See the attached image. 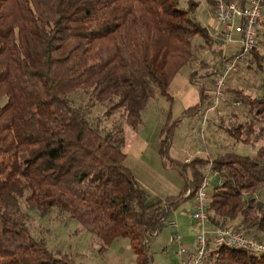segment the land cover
Returning <instances> with one entry per match:
<instances>
[{
	"label": "trees",
	"instance_id": "16d2710c",
	"mask_svg": "<svg viewBox=\"0 0 264 264\" xmlns=\"http://www.w3.org/2000/svg\"><path fill=\"white\" fill-rule=\"evenodd\" d=\"M197 5L196 0L182 7L178 0H0V264H85L32 235L22 206L40 214L54 210L77 223L96 238L99 252L126 239L134 264H150L148 237L191 198L205 166L219 182L207 192L209 227L239 216L238 227L264 241V206L253 196L264 185V144L252 155L227 152L180 163L168 154L175 120L158 154L179 171L183 187L160 199L136 181L119 138L100 134L69 98L76 89L87 91L96 102L110 104L105 114L121 111L124 123L136 128L147 100L154 94L170 99L171 79L212 43L195 15ZM255 44L256 39L250 62L258 60ZM213 55L219 66L229 58L221 49ZM212 81L213 71L202 75L199 100L182 114L201 109ZM244 102L250 123L233 128V138L256 122L264 130V94ZM205 264H264V252L216 244Z\"/></svg>",
	"mask_w": 264,
	"mask_h": 264
},
{
	"label": "rangeland",
	"instance_id": "374dc122",
	"mask_svg": "<svg viewBox=\"0 0 264 264\" xmlns=\"http://www.w3.org/2000/svg\"><path fill=\"white\" fill-rule=\"evenodd\" d=\"M185 1L178 0V5L182 7ZM196 1L198 5L195 15L207 27L212 43L210 47L195 52L193 59L174 75L168 85L170 99L154 94L147 100L140 114L141 123L136 128L124 123L121 111L105 114L110 104L96 102L87 91L76 89L69 95L71 104L85 114L93 128L100 134H114L119 138L118 145L126 154L127 166L136 181L151 195L160 199L177 195L183 187L179 171L169 166L158 154L159 141L167 135L169 126L175 120L177 121L168 154L180 163H187L196 157L207 156L211 159L227 152L252 155L257 147L264 144V130L261 131L263 124L260 122L254 123L248 131L242 130L240 139L229 134L238 125L250 123L251 114L244 101L259 93L264 94V34L260 31L256 38L258 60L250 62V56L247 55L246 60L240 61L234 71L227 73L216 96L214 79L223 64H216L213 54L217 49H221L224 57L233 54L237 50V37L232 36L231 42L223 43L219 39L220 30L217 23H210L211 18L214 19L210 0ZM193 43H201V40L195 39ZM210 71H213V81L208 83L206 89L209 100L204 101V105L196 114H182L185 108L199 100L198 83L202 82V75ZM190 74L194 82L189 80ZM236 95L244 100H240ZM2 103L3 99H0V105ZM262 128L264 129V126ZM202 171L209 192L213 184L219 183L217 174L207 166L203 167ZM253 196L264 206V185L259 187ZM192 201L193 194L190 199L175 207L156 234L148 237L150 264H166L177 258L174 255L176 246L172 240L174 229L167 225V221L173 220L176 223V230L186 247L189 248V245L193 244L197 229L189 218ZM22 209L29 216L27 225L32 235L42 238L51 250L67 253L75 261L85 264H134L135 256L126 239H116L107 249L99 252L96 238L65 216L54 210L40 214L26 210L24 206ZM239 219V216H235L224 224L237 225ZM246 235L257 240L253 233ZM208 241L212 242L211 237Z\"/></svg>",
	"mask_w": 264,
	"mask_h": 264
},
{
	"label": "built area",
	"instance_id": "2783aa9c",
	"mask_svg": "<svg viewBox=\"0 0 264 264\" xmlns=\"http://www.w3.org/2000/svg\"><path fill=\"white\" fill-rule=\"evenodd\" d=\"M212 2L213 17L220 30L219 39L223 43H228L231 42L232 36L237 37V50L228 56L214 79V93L217 96L227 73L234 71L236 65L252 50L257 29L264 28V0H212ZM208 200L206 179H203L193 194L189 215L197 229L190 248L182 243L181 235L176 230V223L173 220L167 221V225L174 229L172 240L176 246L175 264H205L210 249L216 244L264 252V243L248 237L243 230L235 227L236 223L208 228L206 212ZM210 237L212 242L208 241Z\"/></svg>",
	"mask_w": 264,
	"mask_h": 264
},
{
	"label": "crops",
	"instance_id": "0c3cea01",
	"mask_svg": "<svg viewBox=\"0 0 264 264\" xmlns=\"http://www.w3.org/2000/svg\"><path fill=\"white\" fill-rule=\"evenodd\" d=\"M210 18H211V17H210ZM212 22H213V23H212ZM210 23H211V25H213V24L215 25V24H216L215 21H214V19H212V18H211V20H210ZM235 37H236V36H235ZM235 37H234V38H235ZM235 46H236V43H235ZM232 222H234V220H233ZM235 222H236V221H235ZM191 246H192V244L189 245V248H190ZM174 255H175V254H174ZM175 257H176V255H175ZM176 259H177V258H176ZM176 259L173 260L172 262H169V263H166V264H175V263H176Z\"/></svg>",
	"mask_w": 264,
	"mask_h": 264
}]
</instances>
